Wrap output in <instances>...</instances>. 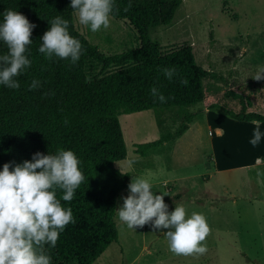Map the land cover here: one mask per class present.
<instances>
[{
  "label": "trees",
  "instance_id": "1",
  "mask_svg": "<svg viewBox=\"0 0 264 264\" xmlns=\"http://www.w3.org/2000/svg\"><path fill=\"white\" fill-rule=\"evenodd\" d=\"M182 0H114L112 18L125 21L137 34L134 47L119 54L104 55L92 45L77 25L71 0H0V23L7 9L18 11L36 25L28 46L31 66L17 77L18 89L0 85V170L3 164L31 160L37 152L55 154L58 148L72 150L80 160L84 182L71 202L75 223L60 233L54 248L45 246L51 264H93L118 242L115 215L118 198L131 182L115 163L126 158L119 116L152 110L160 136L136 145L141 157L174 142L201 116L189 108L203 102V80L219 84L224 104L212 103L208 111L235 121L264 122V114L248 111L246 97L229 88L228 79L198 65L189 43L161 46L150 30L170 26ZM130 5V7H129ZM61 16L69 21V33L80 40L83 54L76 63L38 51L49 21ZM128 26V27H129ZM8 49L0 41V55ZM175 68L169 81L161 71ZM230 76V75H229ZM188 81L187 86L180 83ZM33 80L40 86L29 90ZM156 86L167 97L161 103L151 95ZM239 105L238 111L230 107ZM175 113L177 127L166 128L167 114ZM62 192L57 191L59 198Z\"/></svg>",
  "mask_w": 264,
  "mask_h": 264
},
{
  "label": "rangeland",
  "instance_id": "2",
  "mask_svg": "<svg viewBox=\"0 0 264 264\" xmlns=\"http://www.w3.org/2000/svg\"><path fill=\"white\" fill-rule=\"evenodd\" d=\"M182 1L172 24L152 28L151 39L163 47L189 43L198 65L229 77V88L236 93L244 85L245 93H253V106L263 102L264 79L253 78L264 67V0ZM76 19L101 54H119L137 41L136 32L125 21L110 17L109 28L92 32L79 23L77 13ZM212 83L205 80L202 86H211L213 92L204 89L206 99L189 108L190 112L201 111L198 120L180 138L146 157L137 154L136 145L159 138L154 112L119 116L127 155L115 163L121 173H130V180L133 176L150 179L152 191L164 195L169 212L179 204L188 215L202 213L210 227L203 242L207 252L174 254L164 236L166 229L154 230L150 224L129 229L116 213L118 242L93 264H264V162L260 159L264 151L249 143L253 130L225 140L208 123L209 105L225 103L223 86ZM230 107L239 109L236 103ZM174 115L172 111L166 116L170 131L179 124ZM129 161L134 163L129 166ZM246 163L248 167L243 166ZM128 194L127 187L118 198V208Z\"/></svg>",
  "mask_w": 264,
  "mask_h": 264
},
{
  "label": "clouds",
  "instance_id": "3",
  "mask_svg": "<svg viewBox=\"0 0 264 264\" xmlns=\"http://www.w3.org/2000/svg\"><path fill=\"white\" fill-rule=\"evenodd\" d=\"M130 7V5H129ZM79 23L92 32L110 27L114 0H71ZM50 28L42 36L38 51L45 58L57 57L74 64L83 54V46L69 31V21L56 16L49 21ZM36 27L25 15L7 9L0 23V41L7 45V54L0 55V85L18 89L17 80L31 66L28 46L32 44V31ZM171 81L177 70L165 67L161 70ZM264 79V67L255 77ZM187 86L188 81H180ZM40 86L33 80L29 90ZM151 95L161 103L165 97L153 86ZM255 127L249 143L256 147L264 136L260 121L251 122ZM134 161H129L131 166ZM80 160L72 150L58 148L55 154L37 152L31 160L15 164H3L0 170V264H51V256L45 246L54 248L69 223H75L71 207H64L61 200L71 202L76 190L85 180ZM129 194L122 197L119 220L129 229L150 224L154 230L166 229L169 250L177 255H204L207 246L203 242L210 233L206 217L202 213L188 215L184 206L177 204L168 211L164 195L152 191L150 179L133 176L128 184ZM62 192L58 198L57 191ZM261 201H257L259 205Z\"/></svg>",
  "mask_w": 264,
  "mask_h": 264
},
{
  "label": "crops",
  "instance_id": "4",
  "mask_svg": "<svg viewBox=\"0 0 264 264\" xmlns=\"http://www.w3.org/2000/svg\"><path fill=\"white\" fill-rule=\"evenodd\" d=\"M204 82H205V80L202 81V83H204ZM212 82H213L212 85H215L217 87L216 82H214V81H212ZM263 87H264V85H263ZM204 89H207L208 93L213 92L211 86H209V85L203 86V90ZM245 89L246 88L244 87V85H240L239 88H237V90H235V91H237L238 93H240L246 97V102H247V106H248L247 110L251 111V112L253 111V112L260 113V114H264V101H263L264 100V93L261 94L263 96V100H262L263 102H261L260 104L258 103V105L253 106L252 102H251V98H250V95H253V93H251L249 91H247L245 93L244 92ZM217 90H218V88H217ZM211 96L208 97V100ZM203 98L205 100L206 96L203 95ZM222 116L223 115H220V114H217V113H214L211 111H207V117L209 118L208 123L211 124L212 127H215L216 129H218L221 132L222 139H225V140L233 139V138L238 137L239 135H242L243 133L254 130L255 126L252 123L235 121V120L227 118L226 116H224L225 118ZM226 122L228 124H226ZM260 127H261V132L264 133V122L260 123ZM257 146L259 147V150L264 151V136H262V139ZM260 159H261V161L264 162V155L261 156ZM214 160H215V158H214ZM216 161H217V158H216L215 162ZM243 166L248 167L249 164L247 165V163H246ZM243 166H241V167H243Z\"/></svg>",
  "mask_w": 264,
  "mask_h": 264
}]
</instances>
